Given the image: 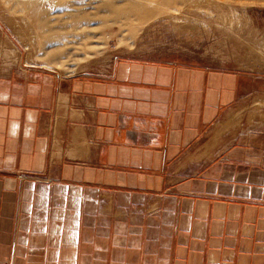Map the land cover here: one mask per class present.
Returning <instances> with one entry per match:
<instances>
[{"label": "crops", "instance_id": "1", "mask_svg": "<svg viewBox=\"0 0 264 264\" xmlns=\"http://www.w3.org/2000/svg\"><path fill=\"white\" fill-rule=\"evenodd\" d=\"M2 59L0 264H264V144L205 145L241 74Z\"/></svg>", "mask_w": 264, "mask_h": 264}, {"label": "rangeland", "instance_id": "2", "mask_svg": "<svg viewBox=\"0 0 264 264\" xmlns=\"http://www.w3.org/2000/svg\"><path fill=\"white\" fill-rule=\"evenodd\" d=\"M0 21L2 61L60 77L127 59L237 72L242 94L214 120L206 148L221 137L264 144V0H0Z\"/></svg>", "mask_w": 264, "mask_h": 264}, {"label": "bare ground", "instance_id": "3", "mask_svg": "<svg viewBox=\"0 0 264 264\" xmlns=\"http://www.w3.org/2000/svg\"><path fill=\"white\" fill-rule=\"evenodd\" d=\"M167 1H170V0H167ZM175 1V0H174ZM29 3V2H28ZM125 6H126V9L127 8H137L138 7V5L137 4H129L128 2H126L125 3ZM131 6V7H130ZM140 6V5H139ZM140 8V7H139ZM118 12H122L123 10H126L125 8H123V9H121L120 8V6H118ZM88 16V15H87ZM40 18V20H41V17H39ZM74 21V20H73ZM46 22V21H45ZM45 22H43V25H45V26H47L46 28V33H48L51 29L50 28H48L50 25H51V22H46V23H48V25L45 23ZM45 23V24H44ZM42 25V24H41ZM42 25V26H43ZM41 29H42V27H41ZM44 29V28H43ZM55 53V52H54ZM9 54H10V52L8 51V49H6L5 48V51L2 53V56L4 57V58H7L8 56H9Z\"/></svg>", "mask_w": 264, "mask_h": 264}]
</instances>
